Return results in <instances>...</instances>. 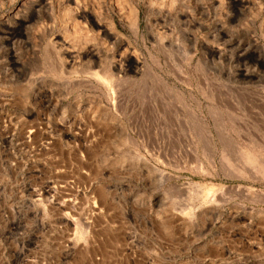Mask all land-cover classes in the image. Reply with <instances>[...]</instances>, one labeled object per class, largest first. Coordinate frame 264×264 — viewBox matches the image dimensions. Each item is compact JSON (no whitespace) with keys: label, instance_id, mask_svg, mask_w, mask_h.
Listing matches in <instances>:
<instances>
[{"label":"rangeland","instance_id":"obj_1","mask_svg":"<svg viewBox=\"0 0 264 264\" xmlns=\"http://www.w3.org/2000/svg\"><path fill=\"white\" fill-rule=\"evenodd\" d=\"M0 264H264V0H0Z\"/></svg>","mask_w":264,"mask_h":264},{"label":"bare ground","instance_id":"obj_2","mask_svg":"<svg viewBox=\"0 0 264 264\" xmlns=\"http://www.w3.org/2000/svg\"><path fill=\"white\" fill-rule=\"evenodd\" d=\"M86 17H89L87 14L85 15ZM92 24L94 25V27L95 28H97L98 30H101V32H102V34L103 35H111V31L107 28V27H105V26H100L99 24H97L96 22H94L93 20H92ZM93 51V50H92ZM90 56H93L92 54H90ZM95 75V74H94ZM96 76V75H95ZM94 77V76H93ZM96 78V77H95ZM99 78V77H98ZM97 78V79H98ZM101 79V78H100ZM101 81V80H100ZM190 109V108H189Z\"/></svg>","mask_w":264,"mask_h":264}]
</instances>
